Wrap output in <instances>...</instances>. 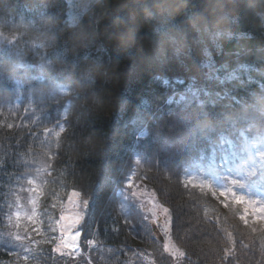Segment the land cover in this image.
I'll return each mask as SVG.
<instances>
[{
	"label": "trees",
	"instance_id": "obj_1",
	"mask_svg": "<svg viewBox=\"0 0 264 264\" xmlns=\"http://www.w3.org/2000/svg\"><path fill=\"white\" fill-rule=\"evenodd\" d=\"M255 143L264 0H0V264L43 159V216L58 192L80 196L82 242L108 251L90 264L161 263L133 174L168 210L180 264H264V221L190 179L223 177ZM256 171L263 191L264 155Z\"/></svg>",
	"mask_w": 264,
	"mask_h": 264
},
{
	"label": "rangeland",
	"instance_id": "obj_2",
	"mask_svg": "<svg viewBox=\"0 0 264 264\" xmlns=\"http://www.w3.org/2000/svg\"><path fill=\"white\" fill-rule=\"evenodd\" d=\"M60 132L54 130L52 134L59 135ZM247 149L249 160H242L235 167L227 165L230 170L223 177L216 179L207 171L199 170L190 179L206 185L216 194L232 195L237 202L245 205L249 214L264 221V190L254 188L257 179L251 178L257 176L256 167L263 161L264 144L255 143ZM49 169L47 160H41L25 186L16 193L5 233L12 259L6 260L5 264H90L94 263L93 256H100V251L108 254L105 248V251L100 250L94 237L82 242L81 226L85 220L86 205L78 194L58 192L50 202L48 218L43 216L42 195ZM135 176H131L127 189L132 200L145 209L156 238H160L162 250L159 252V264H180L182 255L170 237L168 210ZM46 245H53L52 252L45 249ZM137 255L134 253L133 257ZM134 260L131 259L130 263ZM142 264L156 263L144 255Z\"/></svg>",
	"mask_w": 264,
	"mask_h": 264
}]
</instances>
